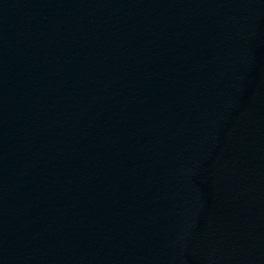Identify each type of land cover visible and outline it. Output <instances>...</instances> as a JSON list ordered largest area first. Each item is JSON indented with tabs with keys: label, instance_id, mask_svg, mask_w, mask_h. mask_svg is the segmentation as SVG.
Here are the masks:
<instances>
[{
	"label": "water",
	"instance_id": "95a60500",
	"mask_svg": "<svg viewBox=\"0 0 264 264\" xmlns=\"http://www.w3.org/2000/svg\"><path fill=\"white\" fill-rule=\"evenodd\" d=\"M0 248L264 262V0H0Z\"/></svg>",
	"mask_w": 264,
	"mask_h": 264
}]
</instances>
